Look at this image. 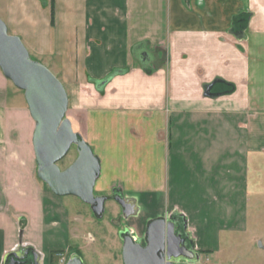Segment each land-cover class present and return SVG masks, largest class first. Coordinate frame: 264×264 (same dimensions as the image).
Segmentation results:
<instances>
[{
  "label": "crops",
  "instance_id": "1",
  "mask_svg": "<svg viewBox=\"0 0 264 264\" xmlns=\"http://www.w3.org/2000/svg\"><path fill=\"white\" fill-rule=\"evenodd\" d=\"M0 12L66 86L67 117L103 164L95 191L164 194L166 216L195 230L196 254L247 226L263 181L264 0H4ZM1 72L0 117L11 90ZM28 177L0 163V264L24 251L60 264L71 213Z\"/></svg>",
  "mask_w": 264,
  "mask_h": 264
},
{
  "label": "water",
  "instance_id": "2",
  "mask_svg": "<svg viewBox=\"0 0 264 264\" xmlns=\"http://www.w3.org/2000/svg\"><path fill=\"white\" fill-rule=\"evenodd\" d=\"M0 69L18 89L24 91L29 112L35 122L32 144L38 166V177L57 196H76L91 206L93 213L102 218L106 195H96L95 186L101 174V162L91 146L73 129L67 117L70 105L69 94L62 81L38 60L32 59L20 36L11 34L0 17ZM72 146L77 158L65 169L59 163L68 155ZM124 209V215L134 213V202L116 197ZM133 203V204H132ZM173 236L169 240L168 224ZM166 224L164 218L150 221L146 231V245L136 242L130 235L123 237L122 256L124 264H179L181 258L195 260L194 251L182 245L174 232V223ZM28 254L11 253L6 264L21 262ZM30 264H40L39 256L33 253ZM67 264H84L80 255L73 254Z\"/></svg>",
  "mask_w": 264,
  "mask_h": 264
},
{
  "label": "rangeland",
  "instance_id": "3",
  "mask_svg": "<svg viewBox=\"0 0 264 264\" xmlns=\"http://www.w3.org/2000/svg\"><path fill=\"white\" fill-rule=\"evenodd\" d=\"M3 1L0 0L1 9L3 8ZM1 12L3 13V11ZM30 55L32 59L38 60L36 55L31 53ZM38 61L43 64L45 61H47L45 63L49 62L48 60L44 61V58ZM135 65H139V60L135 62ZM153 65H156L155 62ZM8 81L11 84L10 100L8 109L0 117V123L7 126L8 129L6 135L2 138L3 141H0L2 143L0 145V163L7 162L9 164V173L24 172L29 176V180H33L41 187L44 186L49 190L48 185L38 177L36 162L28 163L25 146L31 144L30 140L35 123L29 114L24 91L17 89L10 80ZM15 134H17L16 138L19 145H16V147L11 145L10 147L9 141L14 138ZM93 151L96 154L94 148ZM77 155L76 147L72 146L68 155L59 163L60 168H67L77 158ZM101 165L103 172V164ZM261 182V192L259 191L257 195L250 198L249 211L247 214H243L247 226L237 230H223L225 233H230L223 234L221 237V239L223 238V243L220 246L221 252L217 254L212 252L198 253L197 260L192 264H264V166L263 181ZM9 184V188L15 186V182H9ZM113 191H95V194L110 195ZM121 194L124 196L123 199L131 201L134 199L136 202V212L132 216L124 215L122 207L114 198L106 201L104 215L102 218H98L90 206L80 198L72 195L64 197L66 207L71 213L72 235L69 248L58 251L61 252L59 253L61 258L69 260L73 254L77 253L83 259L84 264H124L121 232L128 228H133L136 231L141 230L142 232L150 221L164 218L167 215L168 200L164 194L152 196L138 194L132 199L125 196L122 191ZM182 224L186 235L191 240H196L195 230L186 227L187 222L185 219H182ZM136 241L144 242V240ZM53 264L57 263L54 262Z\"/></svg>",
  "mask_w": 264,
  "mask_h": 264
},
{
  "label": "flooded vegetation",
  "instance_id": "4",
  "mask_svg": "<svg viewBox=\"0 0 264 264\" xmlns=\"http://www.w3.org/2000/svg\"><path fill=\"white\" fill-rule=\"evenodd\" d=\"M97 195H104V193L97 194ZM106 196H108V199L107 200H110L111 198H114L115 199L116 197L124 198V196L121 194V192L119 190H117V189H115L112 194L106 195ZM90 208H91V206H90ZM122 212L124 213V209L123 208H122ZM164 219L166 220V224H168L169 222L174 223V232H175V235L178 236V238H179L178 240H183L182 245L184 247H186L188 250H191V251H194L195 252L194 246H193V240H191L186 235V233L184 231V228H183L184 225L180 222V220L178 218L174 217V216H165ZM169 225H170V223L167 226L168 227V232H169V240H173L174 238H173V236H171V232H170ZM147 226L139 234L133 228H128L127 230H124L123 232H121L122 240H123V237H125V235H130L135 241L136 240H144V242L141 243V244L142 245H146V238H147L146 231H147ZM195 255H196V259L195 260H189L187 258L186 259L185 258H181V259H179L177 261V263H179V264H192V263H194L197 260V254H196V252H195ZM24 257L25 258L21 262L24 261L25 264H30L34 260L33 252H29L28 251V254H25Z\"/></svg>",
  "mask_w": 264,
  "mask_h": 264
},
{
  "label": "trees",
  "instance_id": "5",
  "mask_svg": "<svg viewBox=\"0 0 264 264\" xmlns=\"http://www.w3.org/2000/svg\"><path fill=\"white\" fill-rule=\"evenodd\" d=\"M239 21L237 20L236 21V23H238ZM140 44H137V45H135L134 47H133V51H134V53H136V52H138L139 51V49H140ZM161 58V62L162 63H164V62H166V54L165 53H163V52H161L160 54H159V59ZM165 60V61H164ZM139 63H141V60H139ZM122 71L121 70H115V71H113L110 75H109V78L111 77V76H113L114 74H116V73H121ZM233 87L232 86H228V90H231Z\"/></svg>",
  "mask_w": 264,
  "mask_h": 264
},
{
  "label": "built area",
  "instance_id": "6",
  "mask_svg": "<svg viewBox=\"0 0 264 264\" xmlns=\"http://www.w3.org/2000/svg\"><path fill=\"white\" fill-rule=\"evenodd\" d=\"M67 260H65L64 258L61 259L60 264H66Z\"/></svg>",
  "mask_w": 264,
  "mask_h": 264
}]
</instances>
